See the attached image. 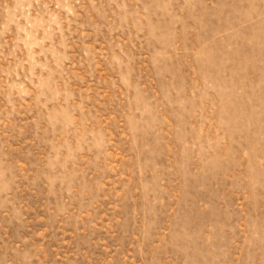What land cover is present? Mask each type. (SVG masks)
I'll return each mask as SVG.
<instances>
[{
  "label": "rangeland",
  "instance_id": "1",
  "mask_svg": "<svg viewBox=\"0 0 264 264\" xmlns=\"http://www.w3.org/2000/svg\"><path fill=\"white\" fill-rule=\"evenodd\" d=\"M0 264H264V0H0Z\"/></svg>",
  "mask_w": 264,
  "mask_h": 264
}]
</instances>
